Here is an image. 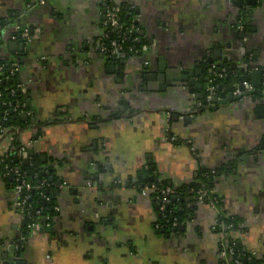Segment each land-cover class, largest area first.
<instances>
[{"label":"crops","instance_id":"obj_1","mask_svg":"<svg viewBox=\"0 0 264 264\" xmlns=\"http://www.w3.org/2000/svg\"><path fill=\"white\" fill-rule=\"evenodd\" d=\"M254 1L114 0L135 11L146 41L123 65L93 49L102 0H0V62L22 58L35 115L0 135V264H225L220 247L232 236L215 232L220 217L238 219L233 237L264 256V95L252 81L226 104L201 90L207 66L222 64L260 70L264 84V0ZM175 69L202 74L189 78L194 85H169ZM202 102L215 106L200 110ZM11 135L27 148L24 159L33 149L29 162L54 171L59 210L50 226L26 231L14 206L22 192L2 173ZM203 172H219L214 199L191 203L185 231L165 230L158 201L143 190L156 181L189 189Z\"/></svg>","mask_w":264,"mask_h":264},{"label":"trees","instance_id":"obj_2","mask_svg":"<svg viewBox=\"0 0 264 264\" xmlns=\"http://www.w3.org/2000/svg\"><path fill=\"white\" fill-rule=\"evenodd\" d=\"M119 21L122 26V31L113 30L109 24L103 25V34L107 36L106 44L109 49V52L106 56L111 58H116L120 60L121 57L119 53L116 52L117 45H121L123 47L124 52L126 53V58L129 59L133 56L139 54V51L142 49L144 44L146 43L145 39L141 37L140 31H136L133 29H137L138 25L135 20V11L120 8L119 9ZM241 21L244 25V34L247 32V17L243 15ZM133 30V32L131 31ZM21 33V32H20ZM20 33H14L13 37H20ZM20 39V38H19ZM1 42V39H0ZM116 42V44H115ZM114 51V52H113ZM18 63L19 69L23 66L22 58H16V60L9 62H0V66H4L2 70H0V127L8 129L7 132H11L14 129H24L34 122V112L33 109L29 105V94L25 91H22L18 88L20 84L19 79V70L16 72L15 76L10 75V70L12 66ZM207 70H212L211 66H207ZM210 79L214 80L213 84L218 87V93H223L228 91V87L230 84V78H228V72L223 73L219 72L218 69H213V72L210 73ZM264 95V85L255 89V96L261 97ZM202 106L200 110H204L206 106H215V104L208 102L201 103ZM23 113H30L27 119L22 117ZM7 134V133H5ZM10 144L14 145L15 149L9 152L3 159L2 173L7 175V179H10V183L13 187H16L20 182L17 180V177L10 174L12 170H19L21 176L28 182L31 183L34 188L31 191H24L22 193L21 199L29 196V200L25 205L27 212L29 213L24 220V228L28 231L29 226L31 224H41L46 225L45 221L46 216H51L53 223V219L57 215V212L54 208L57 205L56 199V190L53 189L56 186V183L51 180L54 171L51 167H46L44 165H40L38 160H32L27 163L25 159L19 155V153L23 150L25 146L22 145L19 137L16 135H11ZM27 153V148L24 153ZM227 173H231L232 170L225 168ZM202 179L199 183L192 185L189 189H175L173 186H170L167 182L164 181H156V186L160 189H165L167 187H171L174 193L170 196L171 204L167 206L165 211L162 213L161 224L162 227L167 231H176L179 230L182 223H186L188 219L191 217L192 213V204L195 203V195L196 190L200 188L212 190L213 179L212 174L210 172H203ZM211 175L207 177L205 175ZM12 177V178H11ZM47 182L49 186H44L43 182ZM42 193L46 196H50L52 201L50 203L46 202L42 197ZM191 193V200H185V194ZM155 196V193H153ZM211 196V195H210ZM212 194V199L213 198ZM176 198V200H173ZM211 198V197H210ZM210 203V201H208ZM220 204V201H219ZM31 207V208H30ZM42 209V213L37 215V210ZM178 220L180 225L178 227H173L174 220ZM232 225V228L226 229L227 226ZM43 230H48L47 228H43ZM216 233L221 234L227 230V233L231 234V241L234 243V257L238 258L243 264H264V256H260L257 258H250L251 251H249L243 243L238 239L233 237V233L241 230L240 221L236 218L232 217H220L217 221L216 226L214 227Z\"/></svg>","mask_w":264,"mask_h":264},{"label":"built area","instance_id":"obj_3","mask_svg":"<svg viewBox=\"0 0 264 264\" xmlns=\"http://www.w3.org/2000/svg\"><path fill=\"white\" fill-rule=\"evenodd\" d=\"M43 2V0H37V4H41ZM103 2V8H104V18H105V24H109L111 26V28L113 30H118L119 32L122 31V26L120 24L119 21V8L115 5L114 0H102ZM31 6V5H30ZM136 30L137 32L139 31V29H133ZM133 30H131L133 32ZM238 30L239 31H243L244 32V25L241 21V23L238 26ZM21 38H23L24 40L28 41L29 39V34L27 30H24L23 32H21ZM0 36H1V30H0ZM106 38L107 36L105 34H103L102 36H100V38L97 40L96 44H95V48L94 50L96 52H101L104 54H107L109 52V49L107 47L106 44ZM14 39H16V37H14ZM116 44V42H115ZM116 52L119 53L120 57H126V53L123 50V47L121 45H117L116 47ZM114 52V51H113ZM4 68V66H0V70H2ZM19 70V65L18 63H15L12 66V69L10 70V75L11 76H15L16 72ZM223 72H225L223 70ZM214 80H212V83L209 85V87L207 88V92L209 94V98H213L215 96H217L218 94V87L215 86L213 84ZM264 85V84H263ZM18 88L21 89L22 91H25L24 85L23 84H19ZM245 88H248L249 90H252L251 85H247L245 84ZM244 91L240 89L239 86L236 87L235 91H234V95L237 97H241L243 96ZM201 105V103H200ZM30 113H28L29 115ZM6 128H2L0 127V135H3L5 133H7ZM18 130V128H17ZM15 149L14 145L10 144L9 148L7 150V152L5 153V156L13 151ZM26 150V147L23 148V150L19 153L20 156H22L24 158L26 152L24 153V151ZM4 156V157H5ZM4 162V159H3ZM10 174L14 175L17 177V180L20 182L15 188L19 191V192H24V191H31L34 186L31 183H28L20 174L19 170H12L10 172ZM207 177H210L211 175H205ZM214 177V175H212V178ZM44 186H49V184L47 182H43ZM153 192L155 193V198L158 201L159 205H160V210L163 213L165 211V209L167 208V206H169L171 204V200H170V196L174 193L173 189L171 187H167L165 189H160L157 186H153L152 188H145L143 190V194H147L148 192ZM42 197L46 200V202L50 203L51 202V197L50 196H45L42 193ZM29 200V196H26L25 198L21 199L20 201L16 202L14 204V206L19 210V212L22 214V219L25 220L26 216L29 215V213L27 212V209L25 208V205L27 204ZM195 200L197 203H206L208 201H211L212 199L210 198V191L209 189L206 188H200L198 190H196V195H195ZM31 208V207H30ZM55 211H58L59 208L55 207L54 208ZM37 215H40L42 213V209L37 210ZM46 222H47V226H50L51 221H52V217L51 216H46L45 217ZM180 225V223L178 222V220H174L173 226L174 227H178ZM35 226V224H31L29 226V229H33V227ZM232 228V225H229L226 227V229H230ZM224 236H226V234L224 233ZM234 243L232 241H228L226 240V242H223L221 247H220V257L221 259L225 262V264H243L238 258L234 257ZM251 259L252 258H257L259 259L260 256L256 253V252H251Z\"/></svg>","mask_w":264,"mask_h":264},{"label":"water","instance_id":"obj_4","mask_svg":"<svg viewBox=\"0 0 264 264\" xmlns=\"http://www.w3.org/2000/svg\"><path fill=\"white\" fill-rule=\"evenodd\" d=\"M254 2H255L254 0H248L249 5L254 4ZM140 35H141V37H144L145 34H144V32H141ZM20 47H21V49H23L24 44L20 45ZM102 55L105 56L104 53H102ZM219 55L221 56L222 54L220 53ZM121 59H123V61H121V63L123 65H125L127 62V58L121 57ZM115 60H117V59L113 58L111 61V64H113L115 62ZM211 63H212V61H211ZM249 67L250 66L248 65V68H241L239 70L237 69V66L235 64H232L231 67L226 66L225 64H222L220 67H217L216 69H218L219 72H222L223 70L225 72H228V78H230V84L228 87V94L223 92V93H221L220 96H215L212 99V102L215 104H217V103H220V104L228 103L229 99L234 98L233 91L237 85H239L241 90H244L245 84L249 83L250 81H252V83L254 84L255 87L261 86L263 73L260 70H255L249 74V72H248ZM213 69H215V68H212V70H209V74L213 72ZM232 70L235 71V75L232 74ZM166 74H167V76H169V75L172 76V79L167 80V83L169 85L187 86L188 83L191 85H194V83H195V82H193L194 80H189V78H194L195 76L202 74V72L200 69L195 70V72H193V73L187 72V71H178L175 69V70H172L170 72H167ZM209 80H210V78H209ZM209 80H208V78L205 79L203 86H201V90L207 89L209 87ZM207 97H208L207 92H204L201 96V98H203V99H206ZM220 98H223L224 100H221ZM22 117L24 119H27L28 115L26 113H23ZM33 154H34L33 149L28 150V158H30ZM28 158L25 159V161L27 163H29ZM153 179L154 178H152V177L149 178L150 181H152ZM58 185H61V183L59 182ZM171 186H172V184H171ZM173 200H176V198H174ZM180 230L185 231V226L184 225L181 226ZM6 258L7 257H5V259ZM9 264H27V263H25V262H10Z\"/></svg>","mask_w":264,"mask_h":264},{"label":"bare ground","instance_id":"obj_5","mask_svg":"<svg viewBox=\"0 0 264 264\" xmlns=\"http://www.w3.org/2000/svg\"><path fill=\"white\" fill-rule=\"evenodd\" d=\"M223 72V71H222ZM224 73V72H223ZM236 89V88H235ZM235 89H234V91H235ZM234 91H233V94H234Z\"/></svg>","mask_w":264,"mask_h":264}]
</instances>
